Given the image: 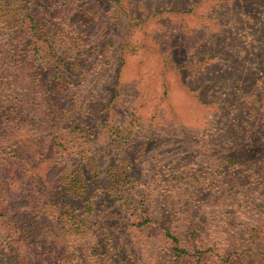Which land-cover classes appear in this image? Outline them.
I'll use <instances>...</instances> for the list:
<instances>
[{"label": "rangeland", "instance_id": "1", "mask_svg": "<svg viewBox=\"0 0 264 264\" xmlns=\"http://www.w3.org/2000/svg\"><path fill=\"white\" fill-rule=\"evenodd\" d=\"M31 5L63 53L64 104L82 106L71 154L51 164L83 230L78 254L71 247L64 258L92 263L99 245L110 264H164L162 234L131 215L139 196L154 228L194 223L196 242L216 250L209 264H255L264 252V0ZM2 74L0 99L16 93ZM29 81L25 93L36 96ZM26 102L20 136L40 129ZM9 122L4 130L0 117V128L14 137ZM0 264H11L1 246Z\"/></svg>", "mask_w": 264, "mask_h": 264}, {"label": "trees", "instance_id": "2", "mask_svg": "<svg viewBox=\"0 0 264 264\" xmlns=\"http://www.w3.org/2000/svg\"><path fill=\"white\" fill-rule=\"evenodd\" d=\"M31 1L14 0L16 4H9L8 0H0V11H5L0 22V70L6 80L12 79L16 92L0 99V117L6 121L4 130L14 124L9 121H16L28 99L35 107V115L30 117L32 120L38 117L32 122L40 127L34 133L20 136L16 132L25 130L22 126L28 123L18 120L14 137L0 128V246L11 264H73L64 254L71 247L78 254L81 245L75 247L79 240L76 237L83 230L72 217L69 201L55 180L51 164L63 163L66 155L71 154L69 145H74L73 134L80 129L77 114L82 106L64 104L69 95L63 81L66 79L63 53L59 52L52 33L43 30ZM51 58L55 59L56 65H52L55 72L48 64ZM24 75L29 77V87L36 96L25 93ZM17 110L21 111L15 117ZM240 165L248 164L241 161ZM143 200L139 196L132 199L135 206L131 215L143 216L145 227H152L150 233L162 234L168 244L162 253L164 264H209L217 255L214 248L196 242L194 223L180 230L166 222L154 228L156 222L146 211ZM74 233L63 254L58 253L59 241L66 242ZM248 238L253 244L259 234L253 231ZM98 246L91 248L92 263L110 264ZM74 264L87 263L81 260ZM255 264H264V252Z\"/></svg>", "mask_w": 264, "mask_h": 264}]
</instances>
